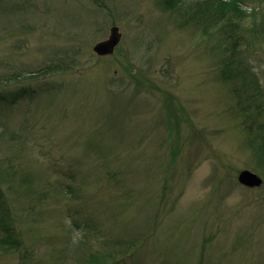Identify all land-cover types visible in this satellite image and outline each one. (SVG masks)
<instances>
[{"label":"rangeland","instance_id":"rangeland-1","mask_svg":"<svg viewBox=\"0 0 264 264\" xmlns=\"http://www.w3.org/2000/svg\"><path fill=\"white\" fill-rule=\"evenodd\" d=\"M176 21L159 0H0V122L44 194L21 216L35 264H82L118 240L138 241L120 264H264V183L238 182L261 174L216 57ZM113 26L122 42L99 57ZM253 65L264 85V45Z\"/></svg>","mask_w":264,"mask_h":264},{"label":"trees","instance_id":"trees-1","mask_svg":"<svg viewBox=\"0 0 264 264\" xmlns=\"http://www.w3.org/2000/svg\"><path fill=\"white\" fill-rule=\"evenodd\" d=\"M253 1L159 0V5L177 20L178 29L191 28L200 33L207 52L216 57V78L228 89L242 144L264 179V85L253 65V55L264 45V0L251 11H245L243 7ZM67 69L68 65L60 60L37 73L47 77ZM21 92L24 94L25 90ZM17 99L18 96H14L13 103ZM172 111L170 108L167 112L168 119L173 117ZM22 140L20 134L0 122V255L15 256V264H35L38 253L34 244L23 238L21 218L28 217L24 208L38 194L25 168L15 164L14 157L10 156ZM174 161L175 158H171V163ZM42 196L44 194L35 200L42 201ZM35 207L30 206V211ZM82 244L78 246L82 248ZM137 246L136 240H118L114 248L85 254L80 262L120 264L135 254Z\"/></svg>","mask_w":264,"mask_h":264},{"label":"water","instance_id":"water-1","mask_svg":"<svg viewBox=\"0 0 264 264\" xmlns=\"http://www.w3.org/2000/svg\"><path fill=\"white\" fill-rule=\"evenodd\" d=\"M123 39V34L118 26H113L110 29L109 37L97 43L94 46V52L99 57H105L113 55L120 45ZM238 181L241 185L254 189L259 188L263 183L264 179L259 174L251 170H243L238 176Z\"/></svg>","mask_w":264,"mask_h":264}]
</instances>
